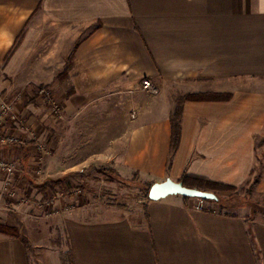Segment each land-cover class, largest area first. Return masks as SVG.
Returning a JSON list of instances; mask_svg holds the SVG:
<instances>
[{"label": "crops", "instance_id": "1", "mask_svg": "<svg viewBox=\"0 0 264 264\" xmlns=\"http://www.w3.org/2000/svg\"><path fill=\"white\" fill-rule=\"evenodd\" d=\"M27 84L49 86L62 117L37 89L23 103ZM0 90L29 125L8 122L23 141L0 146L21 164L13 194L0 196V264H64L65 251L74 264H264L262 214L209 201L200 211L182 195L104 206L73 191L54 224L24 196L40 201L37 182L51 180L69 190V176L92 185L100 167L141 183L187 173L239 189L254 179L264 195V0H0ZM185 95L200 99L183 103L174 152ZM45 140L61 146L42 154V178L35 147Z\"/></svg>", "mask_w": 264, "mask_h": 264}, {"label": "rangeland", "instance_id": "2", "mask_svg": "<svg viewBox=\"0 0 264 264\" xmlns=\"http://www.w3.org/2000/svg\"><path fill=\"white\" fill-rule=\"evenodd\" d=\"M28 88H32L34 91L37 89L40 93L42 92L43 89H46L48 94H49V97L52 100V102H54V103L58 104L60 107H62L58 103L59 100L53 97V95H52L53 91L49 86L38 85V84H33V85L27 84L24 91H20V93H19L20 98L19 99H22L23 103H25V101L28 100L27 99L28 98L27 92L29 93V91L27 90ZM59 94H60V92H59ZM147 94L151 95L149 93H147ZM41 96H42V93H41ZM40 99H42L43 102L46 101L43 96ZM46 103H48V102L46 101ZM18 114L20 115V112ZM53 118L56 120L59 119V118H55V117H53ZM133 118H135V117H133ZM36 138L40 139L39 136H36ZM43 143L46 144V150L44 153V157H45L48 153H51L52 151H54V149L53 150L50 149V146H49V143L47 142V140H45ZM57 145H58V147L57 148L55 147L54 152L60 153L61 144L58 143ZM261 146H260V148L262 149L263 146L262 147ZM35 152L37 155L36 159L41 157V158H43V161H44V157H42L43 153H41V151L38 150V146L35 147ZM5 160H7V159H5ZM8 161L17 162V160H8ZM17 163L19 164V169H18L17 175L15 177L14 186L18 180L19 172L21 169V164L19 162H17ZM43 163H39V161L37 160V165H36L38 168V171L43 170V172H44L42 175H38V176H42V178L45 177V165ZM107 168H111V167H107ZM92 178H93V176H92ZM54 180H56V179H54ZM103 180H105V182ZM5 181H6V176H5ZM5 181H4V184H5ZM73 181H76L75 185L72 188L70 187L69 190H64V188L62 189L61 183L60 184L59 183H57V184L52 183L53 188L41 190L40 193H42V195H41V198L39 199L40 201H36V196L33 195L34 191H32V194L29 196H28V193H26V195L24 194V196H27L25 198L26 200H31V203L34 201L35 203L40 205V210H37L36 212H34L35 216H37V217L45 216L47 219L50 220V222L52 221V223L56 224L55 222H57V220H58L57 216H59L61 209L63 210L64 207L66 208L67 206L73 205L69 202V198L67 197V196H72L73 194L71 192H73V191L79 192L77 195V197H79V198L83 197L82 195L85 193L84 191H86L88 194H90L91 199L96 201L97 205H104V206H108V205L131 206V205L137 203L140 199L145 200L146 194L148 193V192L146 193V188L138 180L137 176H133L132 178H123V180L121 181L117 177L111 176L108 174H105L104 176L99 175V177H97V179H94L95 182L92 181V185L89 184V186L82 184V182H80V184H79L77 181V176H69V182L72 183ZM254 182H255V180L253 179L248 184H246L245 186H243L237 190H227V191H224L222 193L223 196H233V198L236 199L234 201L236 206L230 208L231 210H240L242 213L243 212L248 213L249 216L261 214L259 212H257V213L254 212L253 202L263 204L264 203V195H259L255 191L256 184H254ZM37 183L42 184L41 182H37ZM80 188H81V190H80ZM37 189H38V187H37ZM249 192H251V193H249ZM12 194H13V192H12ZM12 194H7V195L2 194V196H8V195L11 196ZM12 202H14V201L11 199V201H9V205H11ZM56 230H58V229L54 225V231H56ZM57 236H58V238L56 241H58V243L60 245L65 247V245H66L65 235L59 233ZM56 241H54V242H56ZM65 249H67V247ZM67 252L68 251H65V253L63 254L66 262L70 260L69 256H66ZM64 264H66V263H64ZM69 264H71V263L69 262Z\"/></svg>", "mask_w": 264, "mask_h": 264}, {"label": "built area", "instance_id": "3", "mask_svg": "<svg viewBox=\"0 0 264 264\" xmlns=\"http://www.w3.org/2000/svg\"><path fill=\"white\" fill-rule=\"evenodd\" d=\"M141 89L151 95H158L160 90L158 86L154 83V81L150 78H144L141 80ZM42 96L48 102L50 106V112L53 117L61 118L63 115L62 107L58 104L52 102L51 98L46 89L42 90ZM15 109V105L13 102L9 101L5 96H3L2 91L0 90V146H8L21 143L22 138L18 136L16 133L8 130L7 123L12 122L18 124L21 127H24L29 131V125L25 122L24 118L21 117ZM135 117V114H133ZM34 132H32L33 134ZM38 150L41 153H45L46 144L42 141L37 142ZM39 163H43V158H37ZM19 169V164L17 162L8 161L4 158H0V172L5 174L6 181L3 188L0 189V196L2 194H12L14 188L15 177L17 175ZM41 172V171H40ZM79 192L74 191L73 196H77ZM207 200L198 198L196 209L197 210H205L207 207Z\"/></svg>", "mask_w": 264, "mask_h": 264}, {"label": "trees", "instance_id": "4", "mask_svg": "<svg viewBox=\"0 0 264 264\" xmlns=\"http://www.w3.org/2000/svg\"><path fill=\"white\" fill-rule=\"evenodd\" d=\"M18 44H16L17 47ZM68 65V69H69ZM206 97V96H205ZM208 97V96H207ZM188 99H200V96L198 95H185L179 98L178 100V104L176 109L174 110V113L172 114V118H171V122H172V150H174V152L178 149L180 140H181V133H182V115H183V103L185 100ZM100 171L102 173L111 175V176H115L118 179H120L121 181L123 180V177H121L119 175V173L113 169V168H105V167H100ZM180 182H182L185 186L187 187H192V188H199L202 190H207V191H213L215 192L218 196L219 199L218 201H210L209 202H218L221 206V208H232L235 207V198H233V196H223L222 193L224 191L227 190H237V187H234L232 185H228V184H224V183H219V182H213L210 181L204 177H200V176H195V175H190L185 173L182 178L179 180ZM58 183L57 181H50V183ZM50 183H43L41 185H38V189L41 190H46L48 188H51V184ZM257 183V180H255L254 184ZM153 183H149V182H144L142 183V185L146 188V193H149V190L151 188ZM148 193L146 194V198L149 199L148 197ZM251 193V192H249ZM253 208H254V212L257 213H261L262 215H264V203H257V202H253ZM255 216V215H253ZM250 216V217H253ZM11 230V229H10ZM69 262H71V264H74L73 260H69L67 262H65L66 264Z\"/></svg>", "mask_w": 264, "mask_h": 264}, {"label": "water", "instance_id": "5", "mask_svg": "<svg viewBox=\"0 0 264 264\" xmlns=\"http://www.w3.org/2000/svg\"><path fill=\"white\" fill-rule=\"evenodd\" d=\"M171 195H182L189 198H202L210 201H218L219 199V196L213 191L187 187L182 182L171 178H168L163 182L153 183L148 193L150 200H160Z\"/></svg>", "mask_w": 264, "mask_h": 264}]
</instances>
